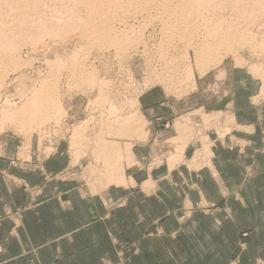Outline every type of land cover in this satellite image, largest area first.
I'll return each instance as SVG.
<instances>
[{"label":"rangeland","instance_id":"obj_1","mask_svg":"<svg viewBox=\"0 0 264 264\" xmlns=\"http://www.w3.org/2000/svg\"><path fill=\"white\" fill-rule=\"evenodd\" d=\"M208 1H187L185 5L192 7L195 16L187 14L184 21L192 27L185 23L189 30L175 32L170 26L176 21L167 14L163 17L158 4L148 3L147 8L143 3L139 7L117 1L112 11L115 16L111 12L112 17L104 18L110 25L102 31V14L91 15V11L106 1L0 0V157L28 174L54 155L59 157L46 168L69 164L54 175L44 171L48 177L38 185L29 182L31 177L20 181L17 175L2 173L8 186L26 193L25 207L34 205L35 196L45 187L42 184L56 180H80L85 197L96 194L112 208L121 201L102 199V188L110 183L135 185L125 180L126 173L155 170L171 173L176 179L185 167L198 169L206 164L210 169L211 151L203 131L214 128L223 138L238 128L233 115L225 110L233 98L241 101L251 94L253 102L264 101V0ZM86 19L97 22L91 33ZM209 26L216 34L234 28L233 49L214 51L208 44L210 37H205ZM240 26L245 28L243 32L236 28ZM237 36L246 43L238 42ZM204 43L210 46L206 51L201 50ZM216 99L220 109L215 114L198 111L201 104L208 107ZM135 144L150 149L139 163L132 150ZM249 173L260 180L233 183L236 188L227 198L216 197L210 180L198 185L162 184L168 196L163 199L164 209L169 207L170 213H162L155 201V220L145 231L152 245L142 255L148 260L140 259L137 264L184 263L195 253L197 234H203V240L210 236L203 226L194 230L188 220L190 213L211 215L217 207L222 211L218 221L212 214L217 226L225 221L237 226L223 231L233 233L234 244L222 264H264V157ZM183 189L191 190V200L184 201ZM199 189L208 197L198 194ZM164 221L167 228L162 227Z\"/></svg>","mask_w":264,"mask_h":264},{"label":"crops","instance_id":"obj_2","mask_svg":"<svg viewBox=\"0 0 264 264\" xmlns=\"http://www.w3.org/2000/svg\"><path fill=\"white\" fill-rule=\"evenodd\" d=\"M242 92H245L244 85ZM250 95L241 101L233 98L231 106L225 107L238 128L223 138L214 128L203 131L211 151L210 169L206 164H200L198 169L185 167L184 173L177 174L176 179L171 173H156L155 170L146 174L126 173L125 180H131L135 185L123 187L110 183L102 188V199L109 197L121 201L112 208L97 199L96 194L85 197L84 186L80 180L73 179L42 184L45 187L35 196L34 205L25 207L26 193L20 187L8 186L2 173L17 175L20 181H28L31 177L29 182L41 184L43 178L48 177L44 171L54 175L64 171L69 164L46 168L48 162L59 157L54 155L44 162L45 166L28 174L23 168L9 165L5 156L0 157V264H109L120 261L137 264L140 259L148 260L142 255L149 252L148 247L152 245L145 231L154 223L155 201L164 210L162 213H170L169 207L164 209L163 199L168 196L162 184L179 181L198 185V182L210 180L216 197L227 198L236 188L233 183L260 180L255 174L252 177L249 171L258 164L261 156L264 157V101L253 102ZM218 101L216 99L208 107L201 104L198 111L215 114L220 109ZM132 150L137 163L142 162L147 153L145 150L150 154L146 144H135ZM153 185L157 188L149 189ZM196 185L194 187H198ZM199 190L198 194L208 197L206 191ZM189 193L191 190L183 191L185 202L191 200ZM209 200L218 205L213 198ZM220 212L219 207L213 210L217 221ZM203 214L193 211L188 220L193 222L194 230L202 226L210 230V236L206 235L207 239L203 240L204 235L197 234L195 253L189 254L184 263L222 264L234 244L233 233L223 231L235 230L237 226L222 221L219 227L212 214ZM162 227L167 228L165 221ZM192 256L196 258L191 259Z\"/></svg>","mask_w":264,"mask_h":264},{"label":"bare ground","instance_id":"obj_3","mask_svg":"<svg viewBox=\"0 0 264 264\" xmlns=\"http://www.w3.org/2000/svg\"><path fill=\"white\" fill-rule=\"evenodd\" d=\"M12 1H29V0H12ZM37 1H41V0H37ZM80 1V0H79ZM85 1H106L105 3L104 2H102V4L101 5H98V6H94V9L92 10L90 7V9L92 10V11H94V12H92L91 11V15H95L96 16V14H99V15H101L102 14V18H100V19H102V31H105L106 30V28L108 27V25H110V24H107L106 22L108 21V20H105L104 21V18L107 16L108 17V15H110L111 14V12L115 9L114 8V6H113V4L114 3H117V1H122L124 4H129L130 2H131V4L133 3V4H136L137 6H139V4H141V3H143V4H147L146 5V7L147 8H149V5H148V3H150L151 5H154V4H158V5H160L161 6V10H163V12H164V14L162 15L163 17H164V15L165 14H167L168 15V17L170 16V18H173L175 21H176V23L175 24H172V26H170L171 25V22L170 23H168L169 24V26L170 27H172L173 28V31H177V32H182L183 31V29H187V30H189V24L187 23V22H185L184 20H185V18H188L189 16H187V14L188 15H194V13H192V11H191V6L190 7H188V6H186L187 4V1H194V0H85ZM124 1H126V2H124ZM208 1V0H207ZM211 1V0H210ZM210 1H208V3L210 2ZM215 1V0H214ZM213 0H212V3L214 2ZM233 1V0H232ZM240 1V0H239ZM261 1V0H260ZM201 2V1H200ZM216 2V1H215ZM234 2V1H233ZM254 2H256V1H254L253 0V3ZM208 3H207V6H208ZM211 3V2H210ZM217 3V2H216ZM223 3V2H222ZM226 3V2H225ZM119 4H121V3H119ZM140 5V6H144V5ZM186 4V5H185ZM215 4V3H214ZM236 4V3H235ZM238 4V3H237ZM242 4H243V2H242ZM260 4V3H259ZM15 5V7H16V9H19V6H17L16 4H14ZM93 5V4H92ZM151 5H150V7H151ZM210 5V4H209ZM218 5V4H217ZM220 5H221V3H220ZM223 5V4H222ZM240 5V4H239ZM243 5H246V4H243ZM248 5V4H247ZM117 6V5H116ZM127 6V5H126ZM133 6V5H132ZM139 6V7H140ZM159 6V7H160ZM197 6V5H196ZM258 6V5H257ZM118 7H119V5H118ZM121 7H122V5H121ZM128 7H130V5L129 6H127V7H125L126 9L128 8ZM135 7V6H134ZM138 7V10H141L143 7H141V8H139ZM210 7H211V5H210ZM248 7V6H247ZM264 7V6H263ZM117 8V7H116ZM123 8V7H122ZM122 8H120V10L122 9ZM131 8V7H130ZM133 8V7H132ZM206 8H208V7H206ZM214 8V7H213ZM233 8V7H232ZM260 8V7H259ZM261 8H262V6H261ZM136 9V8H135ZM144 9V8H143ZM159 9V8H158ZM215 9H219V8H215ZM221 9V8H220ZM253 9H254V7H253ZM119 10V9H118ZM119 10V11H120ZM127 10H132V9H127ZM151 10V9H150ZM149 10V11H150ZM193 10H195L194 8H193ZM200 10V9H199ZM222 10V9H221ZM220 10V11H221ZM223 10H225V9H223ZM248 10V9H247ZM122 11H124V9L122 10ZM136 11V10H135ZM148 11V12H149ZM204 11H205V9H204ZM232 11H234V10H232ZM243 11V10H242ZM137 12V11H136ZM151 12V11H150ZM222 12V11H221ZM241 12V11H240ZM245 12V11H244ZM243 12V13H244ZM124 13H126V12H124ZM138 13V12H137ZM191 13V14H190ZM200 13V12H199ZM213 13V12H212ZM239 13V12H238ZM112 14H114V12H112ZM111 14V17L113 16ZM127 14H128V12H127ZM130 14V13H129ZM143 14V13H142ZM162 14V13H161ZM228 14V13H227ZM239 14H242V13H239ZM249 14V13H248ZM255 14V13H254ZM253 14V15H254ZM125 15V14H124ZM132 15V14H131ZM234 15V14H233ZM237 15V14H236ZM243 15V14H242ZM256 15V14H255ZM254 15V16H255ZM114 16H115V14H114ZM121 16V15H120ZM127 16V15H126ZM149 16V15H148ZM156 16H158L159 17V15H156ZM155 16V17H156ZM195 16V15H194ZM214 16V15H213ZM244 16V15H243ZM246 16H248L247 14H246ZM106 17V18H107ZM118 17V16H117ZM143 17V16H142ZM141 17V18H142ZM168 17H165L166 19L168 18ZM191 17H193V16H191ZM250 17V16H249ZM88 18V17H87ZM109 18H110V16H109ZM120 18V17H119ZM128 18L130 19V16H128ZM169 18V19H170ZM233 18V17H232ZM236 18H238V17H236ZM246 18V17H245ZM251 18V17H250ZM91 19H92V16H91ZM113 19V18H112ZM135 19V18H134ZM160 19V18H159ZM195 19V18H194ZM211 19V18H210ZM217 19V18H216ZM225 19V18H224ZM254 19V18H253ZM86 20H88V21H85L86 22V27H87V30H88V32L89 33H91V32H93L94 30H95V26H97L96 25V23H94V22H89L90 20L89 19H86ZM93 20V19H92ZM164 20V19H163ZM193 20V19H192ZM206 20V19H205ZM218 20V19H217ZM226 20V19H225ZM242 20V19H241ZM241 20H240V22H241ZM247 20V19H246ZM255 20V19H254ZM258 20V19H257ZM96 21H98V20H96ZM100 21V20H99ZM115 21V20H114ZM134 21V20H133ZM165 21V20H164ZM170 21H172V19L170 20ZM197 21V20H196ZM207 21V20H206ZM248 21V20H247ZM256 21V20H255ZM254 21V22H255ZM88 22V23H87ZM138 22H139V20H138ZM142 22V21H141ZM145 22V21H144ZM149 22H151V21H149ZM169 22V21H168ZM211 22H212V20H211ZM226 22V21H225ZM224 22V23H225ZM238 22V21H237ZM253 22V23H254ZM100 23V22H99ZM123 23H125V22H123ZM166 23H167V21H166ZM165 23V24H166ZM173 23V22H172ZM185 23H187V26H184V24ZM207 23H208V21H207ZM220 22H218V24H219ZM232 23V22H231ZM242 23V22H241ZM240 23V24H241ZM243 23H244V21H243ZM249 24L251 23V22H248ZM194 24H196V22H194ZM202 24V23H201ZM204 24V23H203ZM215 24V23H214ZM213 24V25H214ZM217 24V23H216ZM234 24V23H233ZM232 24V25H233ZM252 24V23H251ZM126 25H127V23H126ZM134 25V24H133ZM148 25H149V23H148ZM157 25V24H156ZM186 25V24H185ZM235 25V24H234ZM237 25V24H236ZM243 25V24H242ZM255 24H253V26H254ZM84 26V25H83ZM98 26H99V24H98ZM147 26V25H146ZM166 26V25H165ZM164 26V27H165ZM168 26V25H167ZM195 26V25H194ZM197 26V25H196ZM196 26H195V29H196ZM208 26V25H207ZM224 26V25H223ZM222 26V27H223ZM100 27V26H99ZM185 27V28H184ZM190 27H192V25L190 26ZM202 27V26H201ZM210 27V26H209ZM214 27V26H213ZM217 27V26H216ZM130 28V27H129ZM166 28V27H165ZM169 28V27H168ZM168 28H166V29H168ZM194 28V27H193ZM207 28V27H206ZM221 28V27H220ZM226 28H228L227 26H226ZM236 28H239V30L238 31H242L243 29H245L244 27H236ZM246 28H247V26H246ZM98 29V28H97ZM131 29V28H130ZM194 29V30H195ZM215 29V28H214ZM218 29V28H217ZM125 30V29H124ZM159 30H160V28H159ZM190 30H191V28H190ZM193 29H192V31H194ZM196 30H198V29H196ZM233 30H234V28H233ZM233 30H230V28L229 29H226L225 31H223L222 33H219V34H216L217 32L215 31V33H214V31H213V28L212 27H210V28H207V30H205V37L206 36H208V37H210V43H208L209 45L210 44H212L211 46L213 47V49L214 48H217V49H220V48H225L226 49V51H227V49H231L233 46H234V44H235V33H233ZM234 31V32H238V31ZM126 31V30H125ZM186 31V30H185ZM184 31V32H185ZM244 31V30H243ZM242 31V32H243ZM251 31V30H250ZM156 32V31H155ZM187 32H189V31H187ZM105 33V32H104ZM110 33V32H109ZM172 33V32H171ZM108 34V33H107ZM190 34V33H189ZM109 35V34H108ZM178 35V34H177ZM238 35V34H237ZM241 35H244V33L242 34L241 33ZM241 35H240V37H241ZM248 35H249V33H248ZM198 36V35H197ZM250 36V35H249ZM204 37V36H203ZM237 37H239V36H237ZM239 37V38H240ZM243 37V36H242ZM241 37V38H242ZM245 37H247V36H245ZM163 38V37H162ZM179 38V37H178ZM181 38V37H180ZM241 38H240V41H238V42H245V41H241ZM248 38H250V37H248ZM184 39V38H183ZM193 39V38H192ZM198 39V38H197ZM205 39H207V38H205ZM209 39V38H208ZM207 39V40H208ZM243 39V38H242ZM245 39V38H244ZM167 40V39H166ZM188 40V39H187ZM247 40V39H246ZM251 40V39H250ZM126 41V40H125ZM160 41V40H159ZM163 41H164V39H163ZM180 41V40H179ZM248 41V40H247ZM33 42V41H32ZM127 42V41H126ZM198 42V41H197ZM203 42V41H202ZM204 42H206V40H204ZM250 42V41H249ZM38 43V42H37ZM123 43V42H122ZM180 43H182V42H180ZM190 43V42H189ZM199 43V42H198ZM246 43V42H245ZM188 44V43H187ZM204 44H206V43H204ZM208 44H206V45H202L201 46V50L203 51H206L207 49L206 48H208ZM239 44V46H240V43H238ZM237 44V45H238ZM122 45V44H121ZM199 45V44H198ZM208 45V46H207ZM233 45V46H232ZM243 45V44H242ZM30 46V45H29ZM103 46V45H102ZM124 46V45H123ZM174 46V45H173ZM251 46V45H250ZM210 47V46H209ZM236 48H237V46H235ZM243 47V46H242ZM184 48V47H183ZM174 49H175V47H174ZM185 49V48H184ZM233 49V48H232ZM235 49V48H234ZM186 51V50H185ZM214 51H215V49H214ZM230 51H233V50H230ZM159 52H160V50H159ZM177 52V51H176ZM181 52V51H180ZM208 52H210V51H208ZM223 52V51H222ZM173 53V52H172ZM160 54H161V52H160ZM183 54V53H182ZM167 55V54H166ZM184 55V54H183ZM211 55V54H210ZM217 55V54H216ZM220 55V54H219ZM181 56V55H180ZM203 56V55H202ZM214 56V55H213ZM165 58V57H164ZM163 58V59H164ZM194 58H195V56H194ZM216 58V57H215ZM201 59H203V58H201ZM222 59V58H221ZM183 60V59H182ZM188 60V59H187ZM185 61V60H184ZM206 61V60H205ZM196 62V61H195ZM209 62V61H208ZM218 62H220V61H218ZM200 63H202V62H200ZM189 64V63H188ZM203 64V63H202ZM208 64V63H207ZM197 65V64H196ZM206 65V64H205ZM197 66H199V65H197Z\"/></svg>","mask_w":264,"mask_h":264}]
</instances>
